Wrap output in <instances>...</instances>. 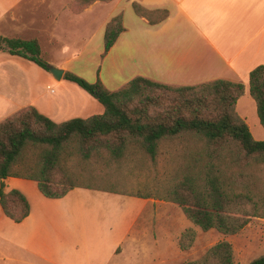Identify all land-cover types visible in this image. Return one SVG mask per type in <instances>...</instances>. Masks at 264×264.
<instances>
[{"label": "crops", "instance_id": "obj_1", "mask_svg": "<svg viewBox=\"0 0 264 264\" xmlns=\"http://www.w3.org/2000/svg\"><path fill=\"white\" fill-rule=\"evenodd\" d=\"M73 2L0 0V38L35 39L43 53L47 48L57 50L64 32L83 34L89 39L78 59L77 54L49 65L78 74L72 64L91 61L88 50L97 42L104 57L105 75L100 72V81L112 92L136 77L175 87L221 79L245 86L237 112L246 96L252 99L250 73L264 66V0L97 1L79 13ZM133 4L149 11L153 20L138 15ZM95 9L103 13L96 15ZM120 14L124 31L105 54V30ZM64 76L58 81L36 63L0 51V122L29 106L58 124L104 114L98 100L78 84L64 81ZM245 103L243 112L247 107L257 111L255 101ZM260 135L253 137L264 141V133ZM11 190L26 196L31 213L15 223L0 205V264H174L179 260L180 226L171 220L157 221L155 204L148 199L75 188L54 200L44 197L36 182L21 178L5 181V191ZM83 195L128 202L123 204L125 217L111 226L114 231L102 242L61 234L50 218L72 197ZM183 226L185 231L184 221Z\"/></svg>", "mask_w": 264, "mask_h": 264}, {"label": "trees", "instance_id": "obj_2", "mask_svg": "<svg viewBox=\"0 0 264 264\" xmlns=\"http://www.w3.org/2000/svg\"><path fill=\"white\" fill-rule=\"evenodd\" d=\"M97 1L113 0H74L71 6L79 13ZM133 8L138 15L153 20L146 9L137 4ZM123 31L120 14L105 30V54ZM0 51L50 71L35 39L0 38ZM64 79L98 100L105 112L58 124L29 106L0 122V205L10 220L23 222L31 206L22 192L5 191L8 178L34 181L44 197L54 200L75 188L157 199L178 206L203 232L216 230L224 236L240 233L255 218L264 219V141L254 139L237 112V102L245 93L242 83L219 79L175 87L136 77L112 92L100 80L90 83L70 72ZM250 96L264 128V66L250 73ZM168 145L181 151L180 158L162 150ZM138 153L154 164L166 153L177 157L168 182L155 197L78 182L68 169L72 160L120 165ZM195 239L196 230L187 229L180 237V249L190 250ZM184 264L237 263L231 243L222 241ZM249 264H264V254Z\"/></svg>", "mask_w": 264, "mask_h": 264}, {"label": "rangeland", "instance_id": "obj_3", "mask_svg": "<svg viewBox=\"0 0 264 264\" xmlns=\"http://www.w3.org/2000/svg\"><path fill=\"white\" fill-rule=\"evenodd\" d=\"M94 12L96 15H100L99 13H103V10L95 9ZM63 23L65 24V22ZM71 33H62L59 48L57 50L47 48L41 53V58L48 64L51 62L61 63L77 54L76 59H78L89 37L86 38L83 34L74 31ZM97 44V42H94L88 50L90 53L87 55H90L91 61L84 59L83 62L78 60L72 64L75 67L73 69L78 73L75 75L90 83L100 80L101 71L105 75L102 67V59L104 57L100 56ZM64 81L72 83L66 79ZM82 90L90 96L88 92L84 89ZM246 101L254 102L249 95L246 96L239 104L238 112L247 121L254 137H262L260 132L264 133V129L259 122L256 107L254 108L255 110L251 107L244 108L246 111L243 112V105L246 104ZM76 110L74 109L70 112ZM243 113H246V115ZM162 150L180 158L178 152L181 153V151H176V148L170 145L164 146ZM177 157L166 153L159 157L157 164H154L149 157L144 156L142 153L131 156L130 160L120 165L109 161L85 162L72 160L68 163V169L71 174L78 178V182H85L95 187L109 188L134 196L152 195L155 197L156 193L168 182L169 174L178 161ZM149 201L151 204H155L157 221L171 220L180 226V237L189 228L196 230V239L190 250H181L178 241L177 246L181 250L180 257L174 264H184L188 261L196 260L210 247L222 241L231 243L237 264H249L264 254V219L255 218L240 233L233 236H224L216 230L203 232L185 217L178 206L157 199ZM123 204L127 206L128 202L120 198L107 199L91 195L77 196L72 197L67 203L62 205L55 211L54 216L50 218L58 223L59 233L61 234L68 235L70 238H81L84 240L93 238L102 242L108 238L109 231H114L111 230V226L113 227L114 223L120 222L125 217L127 210L125 211ZM145 218H147V213H145ZM183 221L188 227L185 228V231Z\"/></svg>", "mask_w": 264, "mask_h": 264}, {"label": "water", "instance_id": "obj_4", "mask_svg": "<svg viewBox=\"0 0 264 264\" xmlns=\"http://www.w3.org/2000/svg\"><path fill=\"white\" fill-rule=\"evenodd\" d=\"M50 72L52 76L58 81L61 80L65 74V71L63 69L53 67V66L50 67Z\"/></svg>", "mask_w": 264, "mask_h": 264}]
</instances>
